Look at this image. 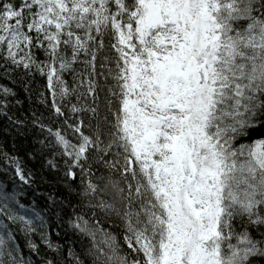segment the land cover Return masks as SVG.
I'll return each mask as SVG.
<instances>
[{
    "label": "snow or ice",
    "instance_id": "snow-or-ice-1",
    "mask_svg": "<svg viewBox=\"0 0 264 264\" xmlns=\"http://www.w3.org/2000/svg\"><path fill=\"white\" fill-rule=\"evenodd\" d=\"M0 77V264H264V0H0Z\"/></svg>",
    "mask_w": 264,
    "mask_h": 264
},
{
    "label": "trees",
    "instance_id": "trees-1",
    "mask_svg": "<svg viewBox=\"0 0 264 264\" xmlns=\"http://www.w3.org/2000/svg\"><path fill=\"white\" fill-rule=\"evenodd\" d=\"M0 85L12 88L16 93L15 98L9 97L11 101L9 114L14 117L18 116L26 122H29L28 135L25 136L18 133L5 117L0 116V183L5 184L7 186L5 190L10 192L14 187V172L6 163L7 157L4 153H7L8 156H19L22 162L27 161V166L32 167L33 162L28 161V158L25 156V153L31 146L34 132L30 125V118L33 112L47 116L48 108L40 103L41 98L38 95V91L45 90L43 87L44 81L40 77H37L34 82L33 92L25 91L23 86L13 83L12 80L4 77H0ZM16 99L19 100V103H16ZM16 184L19 185L18 179L16 180ZM33 187L35 191L33 189H27L26 186L19 185L17 191L22 193L20 199L27 207L35 204L38 208H43L47 191L46 186ZM45 215L52 221L53 227L51 228V234L53 239L58 242H63V236H57V232H62L66 225H60L56 217L52 216L50 212L45 211ZM25 252H27V248H25Z\"/></svg>",
    "mask_w": 264,
    "mask_h": 264
}]
</instances>
